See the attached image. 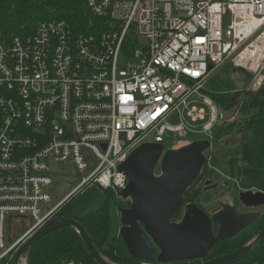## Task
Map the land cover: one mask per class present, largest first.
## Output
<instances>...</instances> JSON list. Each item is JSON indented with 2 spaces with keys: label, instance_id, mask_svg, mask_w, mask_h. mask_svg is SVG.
I'll return each mask as SVG.
<instances>
[{
  "label": "built area",
  "instance_id": "built-area-1",
  "mask_svg": "<svg viewBox=\"0 0 264 264\" xmlns=\"http://www.w3.org/2000/svg\"><path fill=\"white\" fill-rule=\"evenodd\" d=\"M82 1L86 25L54 18L32 33L0 31V264H14L88 185L120 198L119 167L139 146L169 132L211 140L217 107L203 99L207 121L194 102L215 69L232 61L254 91L264 85V0ZM184 110L192 124L207 121L201 131L170 126ZM55 164L82 177L58 203Z\"/></svg>",
  "mask_w": 264,
  "mask_h": 264
},
{
  "label": "water",
  "instance_id": "water-1",
  "mask_svg": "<svg viewBox=\"0 0 264 264\" xmlns=\"http://www.w3.org/2000/svg\"><path fill=\"white\" fill-rule=\"evenodd\" d=\"M209 140L192 142L180 149L166 150L163 144L147 143L135 149L120 165L119 172L128 179L120 192L130 207H119L121 236L129 256L156 264H237L264 243V229L236 252L206 261L217 244L232 240L248 229L257 218L243 215L236 206L225 204L210 215L193 203H186V191L199 179L207 164ZM159 167L161 174L157 175ZM247 208L264 206V193L249 190L240 195ZM183 211L179 222L175 215ZM63 227L75 229L97 264H114L103 257L81 223L74 219L52 220L34 233L18 250L14 264H21L30 249L46 235ZM217 229V230H216ZM28 264V262H27Z\"/></svg>",
  "mask_w": 264,
  "mask_h": 264
},
{
  "label": "trees",
  "instance_id": "trees-1",
  "mask_svg": "<svg viewBox=\"0 0 264 264\" xmlns=\"http://www.w3.org/2000/svg\"><path fill=\"white\" fill-rule=\"evenodd\" d=\"M91 17L82 0H0V31L8 36L32 33L36 26L45 20L65 19L72 25H86ZM213 102L222 110H228L238 102V95L231 96L221 92H211ZM241 113L244 116L241 124L243 136L236 150L224 152L227 159L228 173L236 178L235 206L241 203L239 189L255 190L264 193V85L258 90L247 92ZM232 127L223 128L216 133L214 145L232 131ZM224 151V150H223ZM207 153V164L199 179L186 191V203H193L208 213V209L199 203L203 195L197 186L213 175V169H220V157ZM212 167L213 169L211 170ZM239 187V188H237ZM114 195L112 191H107ZM130 207L129 201L117 203V207ZM237 207V206H236ZM117 208V209H118ZM183 211L177 213L173 221L181 220ZM58 218L77 220L86 229L98 252L116 264H142V261L129 256L126 245L115 230L120 217L114 216L106 202L99 208L75 217L71 201H67L57 213ZM264 229L262 214L248 229L232 240L220 242L215 246L211 256L206 260L236 252L255 238ZM97 264L92 259L81 235L71 227H63L46 235L30 249L27 255L28 264ZM156 264V258L149 261ZM186 262L182 264H200ZM237 264H264V243L246 259Z\"/></svg>",
  "mask_w": 264,
  "mask_h": 264
},
{
  "label": "rangeland",
  "instance_id": "rangeland-1",
  "mask_svg": "<svg viewBox=\"0 0 264 264\" xmlns=\"http://www.w3.org/2000/svg\"><path fill=\"white\" fill-rule=\"evenodd\" d=\"M128 63L129 60L121 56L119 59L118 67L124 68ZM252 77V74L236 68L233 65L232 61H228L225 65L215 69L211 73L209 80L202 89L203 98L196 100L194 102V105L206 109V111L208 112V121L210 119V108L203 102V99H208L213 104H215L210 97L211 92H221L224 94H230L231 96L238 95L237 104H235L228 110H222L215 104L219 115V123H217L214 128V135L211 140H209L208 136L205 134L189 133L188 137L181 138L177 134L169 132L166 135L163 143L166 150H177L182 147L188 146L192 142L202 140L211 141L212 147L209 150V153L214 156L220 157L221 166L220 169H213L212 167H210L211 170L213 169V175L209 178L204 179V181H202V183L197 186V188H201L203 192V195L200 197L199 203L208 209V213L210 215L222 209L225 204L235 206L234 196L236 188H234V186H236L235 184H237V181L236 178H234L228 173L229 169L226 164L228 158L223 159L222 157L225 154L224 152H227V154H229L228 151L233 152L234 150H236L241 142V138L243 136V129L241 127V124L243 123L244 119V116L241 113V108L243 101L246 99L247 92L254 91L252 88ZM207 121H199L196 124H192L186 114V110H184L177 112L169 120V124L172 127H177L184 123L186 126L196 131H201ZM230 127L233 128L232 131L228 135L222 137L219 142L214 145L213 139L215 134L219 133L223 128ZM54 173V176L56 178V186L54 189L55 203H58L80 183L82 177L79 176L80 173H77L74 169L63 164H55ZM156 174H161L159 167L157 168ZM252 191L257 192L255 190ZM239 192L243 193L247 192V190L241 191L239 189ZM70 201L73 208L74 216L77 218L99 208L106 202L108 203L112 214L114 216L117 215L119 217V214L117 212V203L118 201L120 203L126 202L125 200H122L121 197L117 198L115 195H111L109 192L103 190L97 185H88L87 187L83 188L81 192L72 197ZM129 202L131 203V201ZM236 206L238 211L241 212L243 215H251L258 219L262 214H264V206L260 208H247L242 203ZM120 227L121 224L119 222V225L115 229L118 233ZM251 241H249L247 244H249ZM107 260L111 262L109 259Z\"/></svg>",
  "mask_w": 264,
  "mask_h": 264
},
{
  "label": "bare ground",
  "instance_id": "bare-ground-1",
  "mask_svg": "<svg viewBox=\"0 0 264 264\" xmlns=\"http://www.w3.org/2000/svg\"><path fill=\"white\" fill-rule=\"evenodd\" d=\"M21 264H27L26 258H23V259H22Z\"/></svg>",
  "mask_w": 264,
  "mask_h": 264
},
{
  "label": "flooded vegetation",
  "instance_id": "flooded-vegetation-1",
  "mask_svg": "<svg viewBox=\"0 0 264 264\" xmlns=\"http://www.w3.org/2000/svg\"><path fill=\"white\" fill-rule=\"evenodd\" d=\"M217 230V229H216Z\"/></svg>",
  "mask_w": 264,
  "mask_h": 264
}]
</instances>
